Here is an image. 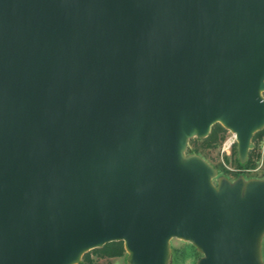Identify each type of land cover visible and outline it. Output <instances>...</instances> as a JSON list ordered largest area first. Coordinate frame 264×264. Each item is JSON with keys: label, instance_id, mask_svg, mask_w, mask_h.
<instances>
[{"label": "water", "instance_id": "obj_1", "mask_svg": "<svg viewBox=\"0 0 264 264\" xmlns=\"http://www.w3.org/2000/svg\"><path fill=\"white\" fill-rule=\"evenodd\" d=\"M264 129V0H0V264H264V178L188 152Z\"/></svg>", "mask_w": 264, "mask_h": 264}, {"label": "rangeland", "instance_id": "obj_2", "mask_svg": "<svg viewBox=\"0 0 264 264\" xmlns=\"http://www.w3.org/2000/svg\"><path fill=\"white\" fill-rule=\"evenodd\" d=\"M214 134H217V139L214 142L204 141ZM209 136L205 139H192L189 142L188 152L189 149L198 151L193 153L200 155L217 169L219 177H225L231 181L237 180L239 177H244L246 180L264 178V131L253 138L254 148L250 150L244 164L238 160L237 142L232 133L221 125H214ZM170 248V264H196L202 257L193 245L179 239H173ZM262 255L264 259V238ZM99 262L101 264H127V253L125 251L121 257L102 259Z\"/></svg>", "mask_w": 264, "mask_h": 264}, {"label": "trees", "instance_id": "obj_3", "mask_svg": "<svg viewBox=\"0 0 264 264\" xmlns=\"http://www.w3.org/2000/svg\"><path fill=\"white\" fill-rule=\"evenodd\" d=\"M220 126L219 124H216ZM264 129L258 133L255 134L254 137L258 136L260 133H262ZM217 139V134L209 136L204 141H212L214 142ZM198 152L193 149H189V153ZM239 160V159H238ZM240 162V161H239ZM125 253L124 244L123 242H114L105 245L102 248L92 250L84 255L82 261L80 264H101L99 261L102 259H110V258H117L123 256ZM95 256L96 258H94Z\"/></svg>", "mask_w": 264, "mask_h": 264}]
</instances>
